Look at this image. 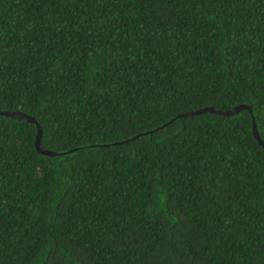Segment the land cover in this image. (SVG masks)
<instances>
[{"label": "trees", "instance_id": "trees-1", "mask_svg": "<svg viewBox=\"0 0 264 264\" xmlns=\"http://www.w3.org/2000/svg\"><path fill=\"white\" fill-rule=\"evenodd\" d=\"M238 103L264 142V0H0V110L42 148ZM34 136L0 114V264H264L246 108Z\"/></svg>", "mask_w": 264, "mask_h": 264}, {"label": "water", "instance_id": "water-1", "mask_svg": "<svg viewBox=\"0 0 264 264\" xmlns=\"http://www.w3.org/2000/svg\"><path fill=\"white\" fill-rule=\"evenodd\" d=\"M241 108H246L249 111L250 117H251V132H252L254 138L257 140V143L260 144L264 148V142L261 139V137L259 136V133L257 131L255 120H254V115L252 113V109L246 103H238V104H235V105H233L227 109H217V108H214L213 106L206 105V106H201V107L194 108L191 110H185V111H182V112L175 114L174 116L170 117L168 120H166L165 122H163L162 124H160L158 126L139 131V132H137L133 135H130L128 137H125V138L113 140L110 142H98V143L96 142V143L79 144V145L72 146V147L64 149V150H54V149H50V148H42L39 146V137H40V133H41V128H40L39 123L36 120V118L33 117L32 115H29V114L22 112L20 110H0V114H5V115L12 116V117H17V118L23 117L26 120L34 122V124H35V136H34V140H33V145H34L35 149L41 154L58 155V154L68 153V152L73 151L75 149L84 148V147H88V146H106V145L122 143V142L128 141L130 139H133V138L137 137L138 135L149 133L158 127L166 125L167 123H169L170 121H172L173 119H175L176 117H179V116L197 114L200 112H204L206 110L213 111V112L220 113V114H233V113H236Z\"/></svg>", "mask_w": 264, "mask_h": 264}]
</instances>
